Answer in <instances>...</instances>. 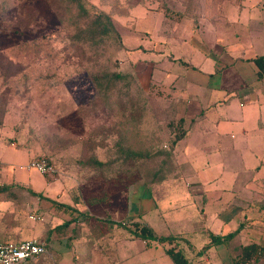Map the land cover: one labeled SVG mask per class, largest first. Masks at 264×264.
<instances>
[{"label":"crops","instance_id":"obj_1","mask_svg":"<svg viewBox=\"0 0 264 264\" xmlns=\"http://www.w3.org/2000/svg\"><path fill=\"white\" fill-rule=\"evenodd\" d=\"M141 9L122 21L148 28L156 49L141 59L152 61L157 114L182 134L171 144L172 165L149 185L134 184L130 197L91 200L83 213L65 179L28 168L38 159L51 164L46 152L0 143V243L66 240L23 264H86L76 254L95 252L117 254L115 264H123L127 240L150 244L136 257L162 250L157 264H175L169 252L182 264H232L248 246L257 253L247 264H264V0H241L221 26L204 13L196 34L170 10L138 16ZM136 127L141 134V120ZM133 225L157 239L139 238Z\"/></svg>","mask_w":264,"mask_h":264},{"label":"rangeland","instance_id":"obj_2","mask_svg":"<svg viewBox=\"0 0 264 264\" xmlns=\"http://www.w3.org/2000/svg\"><path fill=\"white\" fill-rule=\"evenodd\" d=\"M240 1L0 0V143L46 152L51 175L65 179L78 211L87 213L91 200L130 197L134 184L149 185L172 165L171 144L180 130L155 108L152 61L141 59L156 51L148 28L122 17L137 6L138 16L170 10L196 34L204 13L221 26L224 12ZM143 36L148 41L140 44ZM138 119L141 134L134 128ZM117 141L127 152H115ZM78 233L85 241V230ZM126 244L121 263L157 264L162 250L136 257L149 243ZM47 245L55 251L67 242ZM116 255L76 254L86 264H115Z\"/></svg>","mask_w":264,"mask_h":264},{"label":"built area","instance_id":"obj_3","mask_svg":"<svg viewBox=\"0 0 264 264\" xmlns=\"http://www.w3.org/2000/svg\"><path fill=\"white\" fill-rule=\"evenodd\" d=\"M28 168L34 169L43 175L55 173L52 164L43 159L33 160ZM47 253V244L43 241L26 240L21 242L0 243V264H23L33 262ZM232 264H243L235 260Z\"/></svg>","mask_w":264,"mask_h":264},{"label":"trees","instance_id":"obj_4","mask_svg":"<svg viewBox=\"0 0 264 264\" xmlns=\"http://www.w3.org/2000/svg\"><path fill=\"white\" fill-rule=\"evenodd\" d=\"M176 130H179V128H177ZM182 137V134L179 133L174 137V140L172 142V144H175L178 140H180ZM127 152V150H126ZM134 229V234L136 236H138L139 238L142 239H150V240H155L157 239L150 230H148L147 228H145L144 226H139V225H133L132 226ZM160 240H164V239H160ZM257 249L253 246H248L245 247L241 253L240 258H238L237 260L242 262L243 264H247V262H249L251 260V258L253 256L256 255ZM169 255L172 257V259L174 260L175 264H182L181 262H179V258L176 257V254L173 252H169Z\"/></svg>","mask_w":264,"mask_h":264}]
</instances>
